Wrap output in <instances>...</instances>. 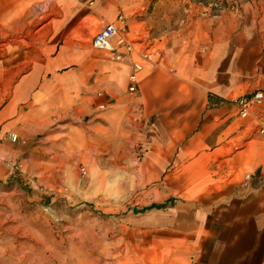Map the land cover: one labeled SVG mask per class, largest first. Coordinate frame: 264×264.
I'll list each match as a JSON object with an SVG mask.
<instances>
[{
	"label": "crops",
	"instance_id": "crops-1",
	"mask_svg": "<svg viewBox=\"0 0 264 264\" xmlns=\"http://www.w3.org/2000/svg\"><path fill=\"white\" fill-rule=\"evenodd\" d=\"M13 1L53 13L0 107V133H43L40 175L100 151L134 161L140 145L126 175L143 189L125 219L140 249L125 264H264V134L233 102L264 91V0ZM120 15L133 52L116 61L92 38ZM9 151L0 144V164Z\"/></svg>",
	"mask_w": 264,
	"mask_h": 264
},
{
	"label": "rangeland",
	"instance_id": "rangeland-1",
	"mask_svg": "<svg viewBox=\"0 0 264 264\" xmlns=\"http://www.w3.org/2000/svg\"><path fill=\"white\" fill-rule=\"evenodd\" d=\"M189 1L211 3L212 8L227 3ZM16 3L0 0V107L9 102L15 80L30 68L15 64L22 55L38 53L36 47L48 36L45 24L53 16L39 1L18 8ZM42 134L23 138L0 133V144L18 153L0 164V264H125L124 255L140 249L135 246V225L125 219L132 205L139 204L143 189L134 176L126 175L134 174L142 147L134 148L130 162L105 160L102 151L93 161H69L72 171L56 178L40 175L33 160L42 159Z\"/></svg>",
	"mask_w": 264,
	"mask_h": 264
},
{
	"label": "built area",
	"instance_id": "built-area-1",
	"mask_svg": "<svg viewBox=\"0 0 264 264\" xmlns=\"http://www.w3.org/2000/svg\"><path fill=\"white\" fill-rule=\"evenodd\" d=\"M126 22L124 15L118 16V23L105 24L92 38V45L95 48L107 50L112 53V59L120 61L133 52V43L127 39L121 30ZM146 57V54H143ZM133 71L129 76L130 91H135L137 72L142 68L134 63ZM238 108V114L242 118H250L255 122L257 131L264 134V91L258 90L248 96H241L233 101Z\"/></svg>",
	"mask_w": 264,
	"mask_h": 264
}]
</instances>
